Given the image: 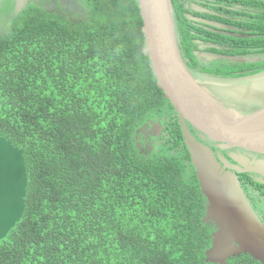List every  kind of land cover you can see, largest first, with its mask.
<instances>
[{
	"label": "trees",
	"instance_id": "obj_1",
	"mask_svg": "<svg viewBox=\"0 0 264 264\" xmlns=\"http://www.w3.org/2000/svg\"><path fill=\"white\" fill-rule=\"evenodd\" d=\"M75 1L30 2L0 32V137L23 151L27 175L24 212L0 240V264H217L206 260L216 225L205 220L184 125L210 141L158 86L138 0ZM171 2L193 74L264 68L205 65L195 53L213 44L225 50L206 51L264 57V0L245 39L207 32L186 17L190 0ZM154 125L159 134L145 135ZM226 264L261 263L241 253Z\"/></svg>",
	"mask_w": 264,
	"mask_h": 264
},
{
	"label": "water",
	"instance_id": "obj_2",
	"mask_svg": "<svg viewBox=\"0 0 264 264\" xmlns=\"http://www.w3.org/2000/svg\"><path fill=\"white\" fill-rule=\"evenodd\" d=\"M18 1L19 9L24 0ZM138 2L144 23V48L154 76L182 121L197 130L201 139H207L219 149L263 155L264 108L245 117H236L217 104L181 56L171 0ZM187 18L201 21L191 16ZM203 57L207 61L230 59L216 55ZM234 61L239 62L240 59ZM183 131L202 192L209 203L205 220L216 225L206 260L226 264L227 259L244 253L264 264V224L244 194L237 176L238 173L252 171L251 164L249 166L236 157L233 161L237 164H230L224 157H216L211 147L195 140L185 125ZM26 187L23 151L0 137V240L22 217Z\"/></svg>",
	"mask_w": 264,
	"mask_h": 264
},
{
	"label": "flooded vegetation",
	"instance_id": "obj_3",
	"mask_svg": "<svg viewBox=\"0 0 264 264\" xmlns=\"http://www.w3.org/2000/svg\"><path fill=\"white\" fill-rule=\"evenodd\" d=\"M30 2L41 4L40 0H24V5L22 6V8L18 9V0H0V19L1 16L4 15L2 13L3 8L7 10L8 15L12 18L16 14L20 13ZM258 2H260V0H190V2L185 3L186 9L189 10V12L185 15L186 17L191 16L193 18H197L198 20L215 24L213 26L201 21L191 20L196 26L212 34H221L239 39L251 38L254 36L250 32L252 30V23L254 22L255 16L260 10L258 8ZM195 9H200L202 11H197ZM4 25V21H0V30L3 29ZM216 25L227 27L228 29H223L217 27ZM209 48H217L219 51L225 50V47L222 46L202 44L201 50L196 51L195 53L198 60L203 62L205 65H210L211 63L216 61H207L205 57H203V55L222 56L206 51ZM253 58L256 57L250 56L244 59H247L248 62L253 63ZM193 75L198 79L205 90H207L206 88L210 87L223 86V84H220V82L217 81H223L222 79L224 78H219L217 76L200 71H196ZM247 76L249 75L237 78H243ZM232 79L235 78H225V80ZM155 128L157 129L156 131H154ZM160 130L161 128L159 126L154 125L151 127V131L145 135L148 136L151 132L158 133ZM198 136L200 137L199 134ZM207 145H210V142ZM211 145L214 144L211 143ZM216 151V157H224L230 164H237L233 161V157H236L238 160L247 162L246 164H248L249 166L251 164L250 167L252 171L238 173L237 176L239 178L244 194L246 195L255 213L264 224V154H250L221 148ZM240 167L242 169H245L241 165ZM241 174L247 175L240 178ZM249 179L253 180L254 182H249Z\"/></svg>",
	"mask_w": 264,
	"mask_h": 264
},
{
	"label": "rangeland",
	"instance_id": "obj_4",
	"mask_svg": "<svg viewBox=\"0 0 264 264\" xmlns=\"http://www.w3.org/2000/svg\"><path fill=\"white\" fill-rule=\"evenodd\" d=\"M69 4L77 5L78 3L76 1L74 2V0H69ZM2 13L4 15L1 16L0 21H4L5 25L0 32L6 31L8 27L7 24L9 22L11 23L12 19L5 8H3ZM228 58L230 59L227 60H230L232 63L236 62L234 59H240L239 63H241L242 68H245L247 71L253 70V68L264 67V57L253 58V63L248 62L247 59H245V62L244 58L233 56H228ZM209 69L211 68L209 67ZM222 80L223 81H217L223 84L222 87H210L206 89L215 102L225 107L231 114L236 117H245L253 110L256 112L264 108V68L247 77L235 78L232 80H225L224 78ZM156 130L155 128L154 131Z\"/></svg>",
	"mask_w": 264,
	"mask_h": 264
}]
</instances>
